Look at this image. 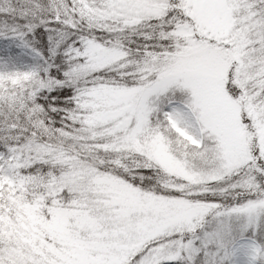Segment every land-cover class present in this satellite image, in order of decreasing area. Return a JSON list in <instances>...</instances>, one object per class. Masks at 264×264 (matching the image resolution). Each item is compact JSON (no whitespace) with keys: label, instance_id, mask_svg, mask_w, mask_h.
<instances>
[{"label":"snow or ice","instance_id":"1","mask_svg":"<svg viewBox=\"0 0 264 264\" xmlns=\"http://www.w3.org/2000/svg\"><path fill=\"white\" fill-rule=\"evenodd\" d=\"M0 264H264V0H0Z\"/></svg>","mask_w":264,"mask_h":264}]
</instances>
